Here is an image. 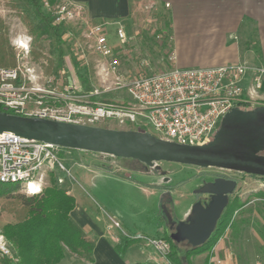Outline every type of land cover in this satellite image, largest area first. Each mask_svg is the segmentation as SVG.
<instances>
[{"label": "built area", "instance_id": "2783aa9c", "mask_svg": "<svg viewBox=\"0 0 264 264\" xmlns=\"http://www.w3.org/2000/svg\"><path fill=\"white\" fill-rule=\"evenodd\" d=\"M44 5L49 8L47 1ZM82 10L78 3L63 2L52 13L53 22L78 24ZM65 34L69 39L73 36L71 31ZM81 35L83 43L76 42V53H81L80 60L85 59V49L94 53L96 85L85 92L75 81L62 83L60 78L46 75L30 60L31 37L17 35L12 39L15 64L0 67V112L102 127L107 120H113L127 125L128 129L147 131L160 139L201 145L212 139L222 117L231 108L251 109L264 105L262 64L240 61L216 67H179L171 49L169 68L155 70L142 58L135 74L128 78L120 67L119 52L124 51L130 40L122 25L115 29L117 47L109 43L103 24H84ZM157 39H160L158 35ZM110 92L124 96H102ZM61 149L11 132L0 133V183H18L22 192L36 195L42 192L52 172H61L57 181L63 182L64 175L71 177V174ZM222 177L233 179L229 175ZM254 179L258 187L248 204L264 202V196L258 195L264 193V177ZM100 210L115 228L120 229L116 219L102 208ZM123 234L130 239H145L146 246L153 248L161 258L159 264H171L167 258L170 244L163 236ZM6 260L12 262L15 257L0 228V264Z\"/></svg>", "mask_w": 264, "mask_h": 264}, {"label": "crops", "instance_id": "0c3cea01", "mask_svg": "<svg viewBox=\"0 0 264 264\" xmlns=\"http://www.w3.org/2000/svg\"><path fill=\"white\" fill-rule=\"evenodd\" d=\"M72 1L83 7L82 19L78 23L81 28L84 24H103L108 31L107 37L109 43L115 47L119 45L115 37V29L120 23L124 25V20L131 15L134 0ZM160 1L169 5L171 48L175 52V63L177 66L216 67L236 63L242 60V52L245 49H249L253 41L256 42L255 48L257 51L254 62L264 65V0ZM78 24H67V27L72 32L71 26L75 27ZM233 36H237L238 39H234ZM240 39L244 40L243 47L241 46ZM76 42V40L73 41L74 46H76ZM84 53L85 59L80 60L81 53L70 55L69 51L65 49L63 70H58L55 73L59 74L61 71H64L68 75V83L75 81L82 87V83L78 80L79 73L72 62L74 56H76L77 62L86 67L90 56L93 55L95 57V55L87 49H85ZM84 61H87V64H84ZM51 75L57 77L54 73ZM261 93L264 97V80ZM76 152L79 153L70 152L72 156H63L70 174L71 170H73L76 178L74 179L71 175L73 181L68 191L75 198V207L71 211V215L82 228L86 238L93 243V249L88 260L81 258L78 261L74 257L65 255L57 264H134L137 262L159 264L162 261L161 258L158 255L149 256L144 254L143 245L146 246L145 242H137L123 234V232L127 233L125 229L127 226H123L118 216L112 212L109 213L103 206L108 207L109 202L106 199L110 197V191L114 188L115 184L123 181L129 187L136 188L140 192H145V189H147V195L155 198L156 201L160 195V190L156 187L149 189L145 187L141 188L110 172L111 168H113L117 171L123 170L143 174L139 170H131L124 166L116 167L111 164L104 165L105 169H97L92 164L87 166H84V164L80 165L78 164V160H75L77 161V165L73 166L75 164L73 160L77 154H79L78 156H80L79 159L81 160L84 156H87V153H92L80 150ZM101 162L103 163V160ZM128 172H125L126 177H129ZM249 178H252L253 182H255L253 187H258V182L253 179L255 177L250 176ZM172 194L173 190H171ZM95 196L101 200V204L94 201L93 197ZM83 197L87 198V207L89 206L90 208L85 207L82 202L78 203L79 199H83ZM194 201L195 197L183 207L180 205V208L183 209L181 219L188 214ZM101 208L109 215H113L112 217L120 223V229L112 225L110 220L100 210ZM89 210H91L92 214L89 213ZM101 225L106 228L102 229ZM250 231L255 239V245L259 249L262 242L251 229ZM114 237H117L118 240H115ZM240 238L220 237L214 245V251L210 255V258L215 259L213 264H264L260 259L258 251L257 255H254V258L241 260L237 256L233 250L232 242ZM126 239H130V243L127 244L122 253L117 252L115 249L116 245L125 243ZM204 257L205 259H203ZM206 258L207 255L201 252L193 255L191 261L192 264H204Z\"/></svg>", "mask_w": 264, "mask_h": 264}, {"label": "rangeland", "instance_id": "374dc122", "mask_svg": "<svg viewBox=\"0 0 264 264\" xmlns=\"http://www.w3.org/2000/svg\"><path fill=\"white\" fill-rule=\"evenodd\" d=\"M43 1H47L49 4V8L43 5V9L46 11H50L53 14L55 13L56 7L58 5H61L66 1L73 2L72 0H56L53 4H50L49 0ZM18 3L19 0H0V19L3 21L4 25L7 28L9 44L14 52V55L16 50L12 44V39L17 35H29L31 37L29 53L30 60L34 64L39 66L46 75H51L54 73L58 78H60V80H62V83H66L68 81V75H66L64 71H61L59 74L55 73L58 70L62 69V67H60L57 63L58 60L56 51L53 50V47L50 45V42L46 37L43 36L39 39H35L34 35L29 32L25 12L22 7H19ZM168 8L169 5L161 2L160 0H134L131 15L126 20H124V25L120 23V25L123 26L126 35L130 37V40L127 43L124 51L119 52L121 70L124 74H126L128 78L132 77L133 74H135L136 66L142 58L147 59L152 65V68L155 70H163L169 68L168 56L172 48L170 43H168L170 41L166 42L165 40V35L168 33L170 34ZM71 30L73 36L69 39V37L65 36V33L69 31L67 25H65L61 39L63 42L66 41L65 44H63L64 48L69 51L70 55H73L77 52V49L75 48L76 46L73 45V41L76 40L78 43L82 44L83 38L81 35L82 28L80 24L76 25L75 27H73L72 25ZM157 35L160 39H157ZM233 38L236 40L238 39L237 36H233ZM243 41V39H240L242 47L244 46ZM255 47L256 42L253 41L250 45V48L245 49V51L242 52L243 58L240 61L256 63L254 62V57L255 55H257ZM74 58L76 60V56H74ZM94 59L95 57L91 55L86 67H84L80 62H77V68L74 66L76 71L78 69H82V71L83 69L85 70L84 75H86V80L89 82V89L93 85H96V76L93 73ZM78 78V80L81 81L79 75ZM102 96L121 97L124 96V94L110 92L108 94H103ZM103 126L115 129H128L127 125L120 124L119 122L113 120H107L103 124ZM61 148L63 156H72L70 152L79 153L74 149L63 147ZM78 155L79 154H77L74 160L72 159L75 163L73 166L77 165V161L75 160H78V164L80 165L84 164V166H87L92 164L93 166H95V168L97 167V169H105V166L109 164L116 167H123L121 158H116L110 155L92 152L87 153V156H84L81 160L79 159L80 156ZM102 160L104 164L101 162ZM70 161L69 163L71 164ZM110 172L117 177L126 179L128 182L133 183L134 185H138L141 188L145 187L148 189L152 187H158L156 186V184L162 179L167 178V184H169V188L173 190V211L178 219H181L183 211V209L180 208V205L181 207H183L184 205L188 204L191 199L195 197L194 191L201 185V183L213 177L222 175H229L233 177V179H235L238 183L232 195L237 194L242 201L247 202L254 198L255 188L253 186L255 185V182H253L252 178H249V175L240 172H229L227 170L217 168H199L186 164L165 161L158 162L152 170H149L146 166H140L139 172H142L143 174L123 170L117 171L113 168H111ZM125 172H128L129 177H126ZM52 173L47 176L42 191L45 187L50 185V178L52 176H62V173L58 171ZM71 175L74 179H76L73 170H71ZM64 177L65 179L60 184H64L66 187H69L70 190V187L72 185L71 182L73 180L69 176L64 175ZM125 183L126 182L123 181L114 185V188L110 191V197H107L106 199L109 202V205L108 207L103 206L104 209L109 213L112 212L113 214L118 216V219L121 220L123 226H127H125V229L127 230V233L129 235H141L143 237L164 236L166 224L158 207L159 196L156 201L155 198L147 195V189H145V192H140L136 188L129 187V185ZM17 193L29 196L26 193L22 192L20 188H18L16 192H13V194ZM10 195L0 194V228L2 229V231L5 224L16 221V212H18L16 209L21 208V205L15 199H12V196ZM86 197H83V199L80 198L78 202H82L85 207H87L88 204ZM95 197H93L94 201L101 204V200H99L97 196ZM87 208L90 207L88 206ZM171 208L172 207L167 204V209L171 210ZM89 213L92 214L91 210H89ZM101 228L104 229L106 227H103L101 225ZM107 229L109 230L108 226ZM136 231L138 232L135 233ZM225 236L228 235L226 234ZM132 240H135L137 242L145 241V239L143 238ZM8 242L15 257V260H12L11 264H17L19 258L17 257L16 249L13 243H11L10 241ZM232 246L233 250L241 260H245V258H254V255H257L258 248L255 245V239L252 236L250 229H246L240 239L233 241ZM143 251L144 254H147L149 256L157 255L153 248L145 245H143ZM208 253H210L211 255L212 252L205 251L204 255H208ZM65 255L74 257L78 261L81 258L85 260H88L90 258L87 253H74L66 247ZM203 259H205V257ZM211 259L213 258H210L209 256V264H213V260Z\"/></svg>", "mask_w": 264, "mask_h": 264}, {"label": "water", "instance_id": "95a60500", "mask_svg": "<svg viewBox=\"0 0 264 264\" xmlns=\"http://www.w3.org/2000/svg\"><path fill=\"white\" fill-rule=\"evenodd\" d=\"M42 141L54 146L134 159L146 167L158 162H174L199 168H217L264 177V105L251 109L233 107L224 114L211 140L201 145L182 144L160 139L147 131L115 129L70 123L33 116L0 112V133ZM168 179L156 187L160 190L158 207L177 243L204 244L234 193L237 181L217 176L203 181L194 195L197 198L188 214L178 219L173 209Z\"/></svg>", "mask_w": 264, "mask_h": 264}, {"label": "trees", "instance_id": "16d2710c", "mask_svg": "<svg viewBox=\"0 0 264 264\" xmlns=\"http://www.w3.org/2000/svg\"><path fill=\"white\" fill-rule=\"evenodd\" d=\"M56 0H49L53 4ZM19 7L25 12L27 27L35 39L46 37L56 51L60 67L64 66L65 49L61 39L64 24H54L50 11L43 9V0H19ZM171 35H165L166 42L171 45ZM74 66L78 64L73 58ZM15 64V55L9 44L7 28L0 19V67H11ZM85 67V66H84ZM83 67V68H84ZM82 87L89 91V82L86 80L85 70L78 69ZM104 127V126H103ZM122 159V165L131 170H139L144 166L134 159ZM125 161V162H124ZM53 174V173H52ZM256 177L255 175H249ZM262 177V176H261ZM58 177L50 178V185L36 195L13 194L18 190V183H0V194L12 196L21 208L15 222L3 226V232L13 243L19 261L17 264H57L65 256V247L71 252H84L89 256L93 243L86 238L82 228L72 218L71 211L75 207V198L68 193L69 187L60 184ZM168 189L169 186H167ZM259 196L264 193L259 192ZM246 229H251L262 242L258 249L260 259L264 262V202L256 201L248 204L239 196L231 195L217 225L210 238L202 245L191 246L187 242L177 243L165 231L164 238L170 244L168 260L171 264H192L191 257L195 254L210 252L217 240L226 233L230 238H240ZM130 239L125 243L116 245L117 252L122 253ZM208 253L204 264H209ZM5 264H11L6 260ZM134 264H153L150 262H137Z\"/></svg>", "mask_w": 264, "mask_h": 264}, {"label": "flooded vegetation", "instance_id": "af4514ba", "mask_svg": "<svg viewBox=\"0 0 264 264\" xmlns=\"http://www.w3.org/2000/svg\"><path fill=\"white\" fill-rule=\"evenodd\" d=\"M215 177H213V178H211V179H209V180H212V179H214ZM209 180H206V181H209ZM199 197H201L202 199H206V195H195V200L197 199V198H199ZM173 209H171V211H172ZM170 211V210H169ZM170 211V212H171ZM162 217H163V219H164V221H165V224H166V227H165V231H167V232H169L170 233V229H169V223L167 222V219H166V217H165V215L164 214H162Z\"/></svg>", "mask_w": 264, "mask_h": 264}]
</instances>
